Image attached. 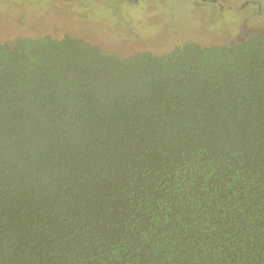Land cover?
Segmentation results:
<instances>
[{"label": "trees", "instance_id": "obj_1", "mask_svg": "<svg viewBox=\"0 0 264 264\" xmlns=\"http://www.w3.org/2000/svg\"><path fill=\"white\" fill-rule=\"evenodd\" d=\"M103 49L0 43V264H264V33Z\"/></svg>", "mask_w": 264, "mask_h": 264}, {"label": "rangeland", "instance_id": "obj_2", "mask_svg": "<svg viewBox=\"0 0 264 264\" xmlns=\"http://www.w3.org/2000/svg\"><path fill=\"white\" fill-rule=\"evenodd\" d=\"M86 1L90 2V0H0V43L14 44L21 39L45 36L60 38L63 35L72 34L79 37H92L96 40L94 42L101 41L99 42L102 43L101 46L105 44L115 46L121 42L119 39L114 41V37L120 38L123 34L126 38L123 44L127 49L118 51L117 54L127 55L141 49V47H135L139 44L131 46L137 38L135 34L140 37L138 33L123 31L114 33L111 29L108 34L105 33L109 28L105 16L101 17L90 12L82 16L84 19L80 23L78 7L88 5ZM93 1L97 3V0ZM150 1L148 8L143 7V11L146 8L144 20L136 27L137 31L142 29L145 34L143 40L146 46L142 45L146 47L145 50L157 54L170 52L174 45H182L180 43L185 36L200 38L202 40L199 42L202 44L210 42V39L212 41L217 39V17L214 18L215 16L208 12L211 11L210 6L199 10L190 6L192 0ZM255 1L260 2L264 7V0ZM98 2L99 5L104 6L101 3L103 0ZM258 28H264V18L259 20ZM97 34L99 37L96 36ZM188 40L193 39L188 38Z\"/></svg>", "mask_w": 264, "mask_h": 264}, {"label": "flooded vegetation", "instance_id": "obj_3", "mask_svg": "<svg viewBox=\"0 0 264 264\" xmlns=\"http://www.w3.org/2000/svg\"><path fill=\"white\" fill-rule=\"evenodd\" d=\"M192 1L193 2L190 1L191 5L189 4L192 8L195 7L198 8L199 10L200 9L203 10L202 9L203 7L210 6L211 11L208 12L212 14V16H215L214 18L217 17L216 19L217 20L216 25L218 26L216 28L217 39L215 41H212L210 39V42L206 44L232 46L242 43L248 38L264 33V28L261 29L258 28L259 20L264 18V7L260 4V2H257L255 0H192ZM150 2H151L150 0H114V1L103 0V2L101 3L104 4V6H102L99 5L98 0L97 3L94 2L93 0H90V2H88V5L85 6L81 5L78 7V11L82 13V14L79 13L80 23L84 19L82 18V16H86V14H89L90 12L95 13L101 17L105 16L106 17L105 20L107 21L106 23L109 24V28L105 33L108 34L110 29L114 33H119V31L128 32V33H132V32L138 33L140 37H138L137 34H135V37L137 38L134 39V42L131 44V46L139 44L140 46L139 45L135 46V47H141L139 51H148L147 49L145 50L146 47L142 46L145 45V41L143 40L145 34L142 32V29H139L137 31L136 27L137 25L139 26V24H141L142 20H144L143 15L146 11V8L149 7L148 5ZM145 6L146 8L143 11V7ZM67 36L74 39H84L99 47H101L100 44H102L99 43L101 41H99L98 43H93L95 39H93L92 37H86V36L79 37L78 35H72V34H68ZM96 36L99 37L98 34ZM114 36L116 35L114 34ZM183 38H184L183 42H181L180 44L188 42L189 41L188 38L193 39L192 41L197 44L200 45L202 44L201 42H199L202 40L200 38H192L190 36H185ZM117 39H119L121 43H118L115 46L110 44L102 45L105 46L103 48H105L107 52L104 49L103 51L106 53H119L121 52V50L125 51L127 48L124 47L123 43H125L126 38H124L122 34L120 38L119 36L118 38L117 36L114 37V41H116ZM177 47L179 46L176 44L173 46V49ZM148 52H152V51H148Z\"/></svg>", "mask_w": 264, "mask_h": 264}]
</instances>
